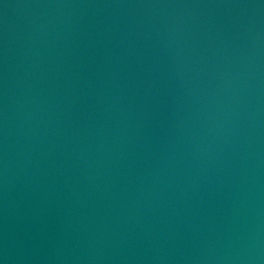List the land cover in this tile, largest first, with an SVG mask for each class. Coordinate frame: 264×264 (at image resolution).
I'll return each instance as SVG.
<instances>
[{
  "label": "water",
  "instance_id": "obj_1",
  "mask_svg": "<svg viewBox=\"0 0 264 264\" xmlns=\"http://www.w3.org/2000/svg\"><path fill=\"white\" fill-rule=\"evenodd\" d=\"M0 264H264V0H0Z\"/></svg>",
  "mask_w": 264,
  "mask_h": 264
}]
</instances>
